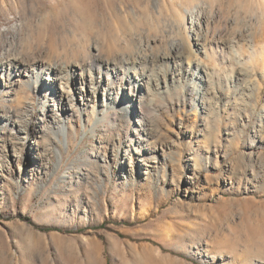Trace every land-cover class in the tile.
Returning <instances> with one entry per match:
<instances>
[{
    "label": "rangeland",
    "instance_id": "374dc122",
    "mask_svg": "<svg viewBox=\"0 0 264 264\" xmlns=\"http://www.w3.org/2000/svg\"><path fill=\"white\" fill-rule=\"evenodd\" d=\"M197 6L227 39L248 30L237 55L196 51ZM154 38L148 56L182 55L130 58ZM248 40L264 42V0H0V52L45 77L105 58L62 156L51 100L0 80V264H264V52Z\"/></svg>",
    "mask_w": 264,
    "mask_h": 264
},
{
    "label": "bare ground",
    "instance_id": "6f19581e",
    "mask_svg": "<svg viewBox=\"0 0 264 264\" xmlns=\"http://www.w3.org/2000/svg\"><path fill=\"white\" fill-rule=\"evenodd\" d=\"M156 5L157 8H159V4ZM204 15L203 9H199L197 6V8H195L191 12L190 17L188 18V25L190 31L192 32L191 36L194 39V46L196 47V51H198V53L200 52L202 54H205V56L209 59L215 58L217 60V58H220L224 62L229 59L228 53L226 52V48H230L237 55V51L240 49V47L237 49V47L239 46L238 37H240V35L241 37L244 36L243 34L246 32L248 33V30H246V32L244 33H239L235 35L232 39H227L222 35L221 30H211V23L207 20L209 18L204 19ZM203 24L206 25L205 29H203L202 27ZM172 25L174 29L180 31L179 26H175V23ZM187 28H185L186 32ZM158 42L159 38H154L151 40H146L145 43L139 44L138 47L136 46L137 48H135V46H132L130 58L136 60L137 57H139V59L143 62L152 63L159 60L172 61L173 59L175 60L177 59V57H180L182 55L180 52L182 48V42L174 41L171 44V49H173L172 52L170 50L164 54H157L153 57L148 56L147 51L152 48V45H156ZM248 44L250 54H263L264 42H252L248 40ZM11 53L6 54L5 52H0V74L1 72H3V74L0 75V80H3V78H5L7 81L6 86L13 87L18 84H21L22 87H28L36 90L37 93L40 95L41 103L44 107L45 105H47V101H43V99L46 98V100H51V103H48V105L52 106L50 111H52L51 118L53 126L51 129L54 136L53 141L54 143H56L59 155L62 156L63 148L60 143H62L63 140L61 138V135L66 137L65 139L67 140V142H70V137L73 133L74 125L71 120L76 116L79 119V122L81 121L83 117V112L82 108L80 107H82V105H87L84 100L85 96H88L89 94L95 92L93 86L91 85L95 81V76L93 72V62L103 59L105 60V58L100 55V53H97L90 56L84 55V58L78 61L76 60L73 64L61 62L50 63L49 65L47 64V66L45 67V69L47 70L45 71L47 74V76L45 77L43 75V71H39V62L37 61V58L32 61L28 58L25 59V57L21 56L20 54ZM117 59L119 58L117 57ZM39 60L41 59L39 58ZM114 61L119 60L115 59ZM202 68V65L198 64L196 71H194V74L200 76V78H202L203 75H208L207 71L205 69L202 70ZM15 72L16 76L19 77L18 80H14ZM25 79H27V81ZM71 83L73 85L72 87L70 86ZM242 94L244 96L253 95V93H251V89L250 91H243ZM260 94L261 90H259L258 96ZM135 97L138 98V96L134 95V98ZM77 100L80 101V104H77ZM58 112H60L61 115H59ZM123 112L131 113V111H129L127 107L123 108ZM23 116L24 115L22 114L17 115V119ZM65 116L69 118V121H67V119L65 120ZM96 123H99V120L96 121ZM23 126L26 125L24 124ZM255 129L256 128L254 127V130ZM152 133L153 130H150L145 127L143 129L142 135L147 138L151 137V135H153ZM59 164H56V167H58ZM85 173L86 178H89L91 169H87Z\"/></svg>",
    "mask_w": 264,
    "mask_h": 264
}]
</instances>
